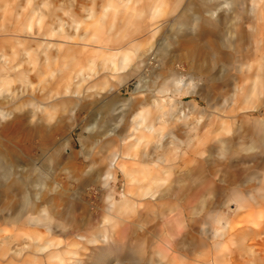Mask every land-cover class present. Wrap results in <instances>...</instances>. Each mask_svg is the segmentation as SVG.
Instances as JSON below:
<instances>
[{
  "label": "rangeland",
  "instance_id": "obj_1",
  "mask_svg": "<svg viewBox=\"0 0 264 264\" xmlns=\"http://www.w3.org/2000/svg\"><path fill=\"white\" fill-rule=\"evenodd\" d=\"M176 1L0 0V70H4L0 78L12 76L14 80L11 88L5 85L0 88V98L13 96L21 111L39 108L33 113L34 120L45 117L41 111H47L54 116V127L57 125L49 141L42 130H28L32 126L20 121L19 126L9 130H3L1 125L0 139L21 160L16 175H23L32 164L49 171L52 167V180L47 182L42 196L45 198L48 193L50 198L55 197L57 210L76 208V215L93 223L95 230L104 236H113L122 230V225L136 229L134 225L140 224L151 231L142 243L141 254L130 258L131 254L123 251L110 264H207V254L218 255L224 262L231 259L237 264H264L263 232L249 233L245 248L238 244L242 235L238 230L249 227L259 230V225H264V70L259 77L257 70L259 61L264 59V0H193L196 10L188 11L185 19L167 14ZM185 6L186 0L181 1L179 11ZM207 8L214 11L224 8L218 13L222 18L212 19ZM197 16L215 22L217 28L194 35L191 27H198L194 19ZM194 41L196 45L212 46L206 51L213 60L207 73L191 69L187 53ZM156 42L166 51V60L160 62V68L155 64L133 69L128 85L112 79L111 74L117 73L122 61H135L140 43ZM253 87L258 92L247 98ZM76 89L81 93L79 103L71 97V91ZM117 90L123 99L132 102L123 104L124 109L109 112L111 122L99 128L105 111H111ZM189 91L194 95H188ZM71 101L78 105L71 106ZM173 109L175 114L171 116L169 112ZM151 128L155 129L149 132ZM139 136H146V140L135 150L138 157L128 162L131 176L126 178L120 173L116 182L108 181L101 170L108 164L107 145L118 142L119 137L128 138L131 144ZM219 139L233 142L231 154L220 155ZM204 142L216 151L208 162L192 153ZM57 149L60 160L50 165L47 159ZM123 149L127 151L125 146ZM155 149H159L157 153ZM162 154H168L164 162L156 158ZM200 168L205 169L201 182L215 184L207 197L208 207L214 206L213 211L218 205L219 220L232 227L226 236L229 240L226 237L213 240L206 233L223 231L222 225L207 218L206 210L192 217L186 211L187 198L200 186L191 184L184 198L169 192L171 185ZM7 179L0 176V186ZM33 188L28 189L31 196L36 193ZM144 191H148V199L143 198ZM239 194L246 198L247 205H253L234 214L237 206L232 199ZM249 196L261 205L257 208ZM155 197L159 201L156 206H142ZM10 198L9 191L0 187L2 210L9 205ZM130 201H135L143 214L150 215V222L134 220L136 214L126 206ZM18 207L17 214L23 207L21 201ZM48 209L52 219L55 213ZM227 209H231L230 216ZM12 212L7 210L2 215ZM179 216L186 220L187 229L175 241L174 249L165 253L167 248L154 233L155 226ZM11 230L0 223V253L4 254L0 264H72L78 258L79 249L71 239L48 235L45 227L15 230L14 234L23 239L8 246L3 238L9 237ZM39 235L45 239H37ZM130 240L127 237L128 245ZM214 243L221 246L217 248ZM235 249L240 259L228 256ZM201 254L204 256L200 257Z\"/></svg>",
  "mask_w": 264,
  "mask_h": 264
},
{
  "label": "bare ground",
  "instance_id": "obj_2",
  "mask_svg": "<svg viewBox=\"0 0 264 264\" xmlns=\"http://www.w3.org/2000/svg\"><path fill=\"white\" fill-rule=\"evenodd\" d=\"M181 1H183V0H177L175 3L171 4V8L168 10L167 14L170 15V16L178 14L177 16H178L179 19H185V17L188 14V11H190V10H194L195 11L196 10V4L194 3V1L193 0H186L185 8L183 10L179 11L178 7H179V4H180ZM225 1H227V0H225ZM222 9H224V8H221L220 10L214 11L212 9H208L207 8V11L210 12L209 15L211 16L212 19L213 18L220 19L222 17L218 16V13L221 12ZM193 16H195V14ZM194 19H195V22H197V24H198V27L196 25H193L191 27V30L193 31L194 35L202 33V31L203 30H207V28H212V29H216L217 28V24L215 22L209 21V19L207 20V22L203 21L198 16L195 17ZM178 25L184 26L183 23H180ZM199 25H201V26H199ZM213 33L214 32L211 30L210 34L212 35ZM193 36L191 35V37H193ZM150 43L149 44L148 43H140L139 46H137V48H136V59H135V61L133 63H131L130 60L122 61L121 65L119 66V68L117 70V73L111 74L112 75V79L114 81H116L117 83H119V84H121V83L124 84L125 83V85H128L127 81L129 79V77L131 76V72H132L133 69L136 71L139 67H145V66L151 67V66H154L155 64H157L158 68H160V62L166 60V51L163 50L161 45L158 46V42L152 43V44H150ZM193 44H195V45H193ZM192 45L193 46L190 48V52L187 53V58L191 62V67H192L191 69L192 70H196L197 72L198 71L199 72L206 71V73H207V70L213 64V60H212L211 54H207L206 51H207V49L208 50L211 49L212 46L208 45V43H207V45H206V43H202V45H196L195 41L192 42ZM238 45H240V44H238ZM226 49H227V47H226ZM222 54H224V53H222ZM222 56H225V55H222ZM221 57H219V58L222 59L223 57L222 58ZM248 69L250 70V67ZM257 70H258V77H259L263 73V70H264V59L259 61ZM3 71L4 70H2V69L0 70V72H3ZM13 82H14V80L12 79V76L11 77H2V79L0 78V88L2 86H4V85L5 86H9V88H11V84ZM124 86L122 85V87H124ZM172 86H173V84H172ZM255 88L256 87H253L251 89V91H250L249 95L247 96V98H250L251 96H253V94L255 95L258 92V91L256 92V90H258V89L255 90ZM138 90L139 89H137V91ZM11 91H12V94H14V89H11ZM7 92H10V91H7ZM188 95L192 96V95H194V92L189 91ZM71 97L72 98H77V101L79 103L80 100H81L80 99V97H81L80 90L78 89L75 92L71 91ZM162 101H164V100H162ZM130 102H132V100L123 99L122 96H121V91L117 90L115 92V95H114V102H113V104L110 105L111 111H105L104 118L101 120L102 123H100L99 128H101L102 126H105V125H107L108 123L111 122L110 119H109V116H108L109 112L116 111V110H118L120 108L124 109L123 107H124L125 103H130ZM70 104H71V106L78 105L77 103L72 102V101L70 102ZM248 105H249V103H248ZM104 107H106V106H104ZM104 107H102V108H104ZM242 107H244V106H242ZM38 111H39V108L37 110H35V111H30V112L21 111L20 108L18 107V102L16 101V99L13 96H11V98L10 97L9 98L6 97V98H3V99L0 98V126L2 125L3 130H9V129H13L16 126H19V124H18L19 121L22 122V123H28V124H30V126H32L31 127L32 129H28V130H32V131L33 130H35V131L36 130H39V131L42 130V132H44L43 137L45 138V140L49 141L50 139H52V137H53V135H54V133L56 131L55 128H56L57 125L54 127L55 124L53 123L54 116L52 114H50L49 112H47V111H41L42 114L45 113L44 114L45 117H42V118L39 117L38 119L34 120L35 115H33V113L34 112H38ZM169 114L171 116H173L175 114V110L173 109L172 111L169 112ZM237 115H238V113H237ZM185 118H188V116L185 117ZM233 122H235V121L233 120ZM158 123H159V121H158ZM215 125H216V123H215ZM34 126H35V128H34ZM211 126H212V124H211ZM212 128H214V126ZM154 129L155 128H151L148 131L152 132V130H154ZM161 130H163V129H161ZM112 132H113V130H112ZM218 133H220V132H218ZM93 139H94V137H91V140H93ZM128 140H129L128 138H122V137L120 138L119 137V141L118 142L111 141L107 145L108 149L107 148L106 149H107V151H110L109 155L107 157L108 164L106 163L107 165L102 166L101 170H102V176L106 175L107 176L106 178H107L108 181L111 180L113 182H116V180H117L116 179V175H118L120 173H122L123 176L126 177V178H129L131 176V174L133 173L132 171H130L128 169L127 165L130 162L134 161L136 159V157H138V154H137V152H135V150H136V148L138 146L141 145V143L144 140H146V136H142L141 138L139 136V138L134 139V143H131V144H129L131 141H128ZM204 140L206 141V138H204ZM165 142H166V140H165ZM117 143H119V144H117ZM232 143L233 142H230L229 140L226 141V140H220L219 139L217 141V144H218L217 148H218V150H220V155L222 157L225 156V155L231 154V152H233V147L231 146ZM124 146L126 147L127 151H125V149H123ZM177 146H178V144H177ZM91 149H93V148H91ZM155 150H156V153H157V150H159V149H155ZM131 152L134 153V155H132ZM214 152H216L215 149L212 146H210V144L208 145V144H205V142H204L203 146H199V147L195 148L192 153L194 155L197 154L198 156L201 157V159L203 158L202 159L203 161L208 162V161L213 160V158L215 156ZM167 156H168V154L167 155H164V154L156 155V158H157L158 161H163V160H165L167 158ZM58 158L59 157H58V149H57V150H55V153L53 154V156H50L47 159V161H48V163H50V165H52V164L54 165L57 162V160H60ZM20 161L18 159V156L17 157L15 156V153H14L13 149L8 148L7 146H5L3 141H2V139H0V176H2L4 178L5 177L8 178L7 181L4 183V185H1L0 187L3 188L6 191H9V193L12 195V198H10V201L8 202L9 205L6 206V208H3L4 210H2L0 208V223H2V225H8L9 227L12 228V230L10 231L11 235L9 237L3 238L4 242L6 243V245L10 246L11 244L20 242L23 239V237H18V236H16L17 234H14L15 230H17V229L24 230L25 227H27V228L28 227H37V228L45 227L46 228V232L48 233V235H52V236L53 235H59V236L65 237L67 239H71V241H73V246H75V247H77L79 249L78 258L76 260L73 259L74 261L73 262L71 261L72 264H110L111 260H113L114 258H116V259L119 258L123 251L129 252L131 254L130 258H133V255H135V254H138V253L141 254L142 253V251L144 250L143 247H142V243H143L144 239L146 238V235L148 233H150L151 231L149 232V230H146V228L140 226V224H135L134 225V227L136 229H132V227L130 225H125V226L122 225V230L118 231L115 234L113 233V236L100 235V233L97 230H95V225L93 223H91L90 221H87L84 218H83L84 220L80 219L76 215V211H77L76 208L67 209L66 212L57 210L58 200L54 199L55 197L54 198H50L51 196L49 197L48 193H46L45 198L42 196L43 192L45 191V188H47V182L52 180V171H51L52 167L51 166L49 167L50 168V171H49L48 169L44 170L43 168H39L35 164H32L31 165L32 167L29 168L26 172L24 171L23 175L22 174L21 175L20 174L16 175V172L18 173V171L16 169L20 167ZM214 162H216V161H214ZM202 165H204V164H202ZM167 170H169V169H167ZM204 171H205L204 168H200V170L198 172H188L186 174V178L185 179H183V180L179 179L177 181L176 185H174V186L171 185L170 186L169 192L174 191L178 196H182L184 198L185 197L184 196L185 192L188 190V188L191 186V184H196L195 186H197V187L200 186V188H197V191H196L195 194L191 195V197L187 198V200L185 199L186 203H185L184 207H185L186 211L189 213V216H191V217L195 216L198 213H201V212L206 210L207 211V218L210 219L211 222H213L214 224L216 222H218L220 225H222L223 231L220 230L221 232L216 233V232H213V231H208V232L206 231V233L208 235H210V238H212L213 240H218L219 238H225L226 236H228L230 228H232V227H230V225L228 224L227 221L219 220V214H218V211H217L218 210V205H216L217 207H215L213 209V211L211 209L214 206L211 209H210V207H208L210 204L207 201V197L211 196V193L214 190V185L215 184L213 185L212 183H209V182L208 183L207 182L206 183H202L201 182V180H203L202 176H203ZM206 175H207V173H206ZM133 178L134 177H132V179ZM161 180H163V179H161ZM85 184H87V183L85 182ZM30 186H33L34 187L33 189L36 192L34 196H31V194L28 192V189H29ZM126 195H127V193H126ZM142 195H144V197L142 196L143 198H147L148 199L149 193H148V191H146V192L144 191V193ZM250 195H252V194H250ZM252 196H249V199H250L249 201H254L255 200V205H257L256 207L258 208V204L259 203H258V201H256V198L254 199ZM152 197H154V196H152ZM245 199L246 198H244L242 194H239L238 197L235 198L234 200L232 199V202H235V204L237 206L236 210L234 211V214H236L238 211H241L243 209L246 210V209H249L250 207H252L253 204L252 205H247L246 204L247 202H246ZM20 201L22 202V206L23 207L20 210V212H18V214H17V211H18V208H19L18 207V203ZM157 201H158V199L155 197L151 201H149V202L147 201V203L142 204V206H145L146 208H149L150 205L151 206L152 205L156 206L157 203L159 202V201L158 202ZM127 204L128 205H126V206L128 208L130 207V209L133 211V213L136 214L135 217H134L135 221H140L141 223L150 222L149 221V216L150 215H145V214L142 213V211H139L138 210L139 205L136 204L135 201L127 202ZM224 204H226V203H224ZM259 205H261V203ZM142 206L140 205V207H142ZM46 207H48L49 209H51V211L53 213H55L52 219L50 218V216L48 214V211L46 210ZM167 209H169V208H167ZM7 210L9 212L15 211V213L12 212L11 214H8V215H5V214L2 215V213L4 211H7ZM137 210L139 212H137ZM230 211H231V209H227L226 210V213H227L228 216H230ZM153 214H155L154 217L157 216V213H153ZM158 219H159V217L155 221H157ZM61 220H64V222L62 223ZM44 222H47V223L44 224ZM191 222H193V220ZM194 223H196V222L194 221ZM261 225H263V224L261 223ZM237 228H236V230H238ZM186 229H187L186 220L183 217L179 216V217L172 218V219L170 218L168 221L162 222L161 224L159 223L157 226H155L154 233H156V235L159 236L162 239V242H163L164 246L167 248L166 250L164 248L165 253H168L170 250L174 249V248H172V246L174 245L175 241H177L178 239H180L183 236V233L186 231ZM143 230H144V232L142 233L141 231H143ZM4 231H6V230H4ZM241 231H242V235H241L240 239L238 240V244H241L242 247L245 248L244 241L246 240L247 235L249 233H253L254 235H256V234L260 235V232L264 233V225L263 226L259 225V230H257V228L254 229V228H250L249 227L248 229H240V231L238 230V232H241ZM44 235H41V236L39 235V237L37 239H40V238L45 239ZM127 237H131V240H130L131 244H129V245L127 244L128 243L127 242ZM250 238H252V237H250ZM236 239H237V237H236ZM227 240H229V239L227 238ZM100 243H103V244L100 245ZM215 246L218 248L221 245H220V243H217V244H215ZM236 250L237 249H235L233 251H229L227 253L228 256L233 258V260L236 259L237 256H238ZM263 254H261V255H263ZM203 256H204L203 254L200 255V257H203ZM3 257H4V254L0 253V261L3 260ZM245 257H247V256H245ZM185 258L187 259L188 257L185 256ZM206 258H207L206 259L207 260V264H237L236 260L231 262V259H228V261L224 262V261H222V259L218 258V255L217 256H211L210 254H207ZM119 261H121V260H119ZM90 262H92V263H90ZM171 262H173V261H171ZM151 263H152V261H151Z\"/></svg>",
  "mask_w": 264,
  "mask_h": 264
}]
</instances>
